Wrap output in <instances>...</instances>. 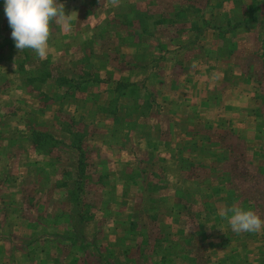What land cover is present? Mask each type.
Returning <instances> with one entry per match:
<instances>
[{
	"label": "rangeland",
	"instance_id": "rangeland-1",
	"mask_svg": "<svg viewBox=\"0 0 264 264\" xmlns=\"http://www.w3.org/2000/svg\"><path fill=\"white\" fill-rule=\"evenodd\" d=\"M136 1L145 0H76L83 6L75 13L74 0H60L63 5L67 4L66 13L70 19L75 16L80 19L81 16L83 21L78 24L79 28L71 27L70 23L50 25L51 31L56 27L58 29L64 26L68 31L75 30L79 36L75 35L74 39L72 36L73 46L69 45L67 56L54 58L50 61L48 69L35 63L33 66L32 63L28 65V60L32 59L28 49L15 48L10 52V58L17 59L22 67L24 64L27 65L25 66L27 72L25 74L20 71L14 72L12 74L14 77L10 78L9 83L14 81L17 83L16 79L21 77L30 86L37 87V91L32 94L33 98L30 97L31 102L22 99L17 101L13 92H5L4 97L0 96V218L2 219L0 221H3L4 228L13 231L18 241L29 243L22 249L23 252L14 249L11 256H29L35 257L36 260L49 258L52 262L56 260L55 264H82V261L85 264H107L106 259L110 260L111 256H114L125 258L124 264H126L127 258L129 260L137 258L136 252L139 253L140 249L142 255L152 257L153 250H161L152 245L155 241L153 234H147V240L141 246L140 229L174 227L175 224L183 228L210 224L211 227L219 229L220 225L224 227L229 224L227 219L219 214L209 219H193L191 207L194 206L196 210L201 207L200 203L196 202L199 200L198 197L192 196L191 201L186 196L174 194L173 188L171 192L168 187L161 189V185V190L156 192L151 185L155 183L158 186L161 182L149 181L147 178H154L156 166L158 170L161 168V171L163 168L158 161L156 162L158 164L153 161L148 162L152 166L139 162L138 155H141L143 160L146 156L134 148L138 147L136 132L132 137L126 136L128 140H121L118 144L125 148L130 147L132 165L128 168V175L130 177L138 175L140 178L135 177L139 178L135 181L128 179L124 196H117L116 199L115 191L119 186H111L112 191L116 190L113 193L108 192L109 185L106 184L108 178L105 173L110 167L103 159H108L107 143L114 144L112 148H118L116 140L111 138L110 134L115 129L114 124H118L119 120L118 122L94 121L92 118L100 116H95L96 113L92 112L87 113L82 107L86 105L94 110L97 104L99 109L105 110L113 119L119 118L118 109L123 106L121 102L123 84L117 79L112 80L102 72V74L90 75L87 70L92 67L102 68L105 62L113 68L123 66V55L129 54L127 50H123V46L129 44L128 40L133 42L138 40L140 46L143 44L142 51L150 53L152 45L155 44L154 38L159 35L156 31L158 28L160 34L164 32V37L167 34L168 39L171 31L178 34L179 29L184 26H176L174 21H171V12L183 17L187 13L191 15L190 18L199 17L195 13L197 7L192 6L194 10L182 7L186 0H146L147 3L151 1L156 10L147 8L143 10V14L124 8ZM189 1L200 5L204 0ZM210 1L221 5L214 7L213 13L218 16L221 13L219 10L225 8L222 3L226 0ZM228 3L242 7L244 22L235 24L231 20L227 27L222 28V40L216 38L215 41L217 45L221 43L216 52L222 55L225 51L237 62L239 58L248 64L253 61L248 48L254 46L255 49L261 50L263 47L260 38L264 35V0H229ZM191 5L189 4V7ZM154 13L161 14V26L152 24L147 27L146 22L149 17L155 16ZM213 13L210 11L209 21H213ZM149 28L152 29L151 33ZM126 40L128 43H125ZM238 43L240 49L237 48ZM238 50L236 58L235 52ZM78 60L82 61V64ZM94 60L97 63H94ZM75 68H77L76 73ZM79 70L87 74L79 75L77 74L80 73ZM5 80L3 77L0 80L2 88L0 92L4 87L3 91H6L7 83H3ZM107 85L110 87L109 91L106 90ZM139 91L143 104H138V100H131L126 116L135 130L140 131L141 127L144 131L148 130L147 126L150 123H153L145 122L144 116L156 114L158 107L153 102H156L157 95L154 94V90ZM161 96L163 97V94ZM166 127L170 134L169 122ZM98 130L99 133H96ZM31 137L35 141V147ZM215 140L218 141L217 138ZM99 150H102L101 155L96 154ZM193 158L196 163L201 159L196 155H193ZM99 160L101 163L97 164ZM185 164L187 165L188 162ZM147 167L150 168L147 170ZM201 168L192 170L195 181L207 178L205 180L208 191L215 197L206 201L205 205L211 209V212H219L230 207V202L223 201V197L239 195L235 184L229 182L225 185L219 179L221 174L224 176V171L219 169V165ZM111 170L116 172L114 167ZM225 173L227 174L226 171ZM223 181L226 182L225 178ZM48 184H53L52 189H48ZM180 192L187 193L186 190ZM161 195H164L162 201L158 199L154 201ZM126 229H129V232H122ZM218 236L221 238L218 232L212 234L213 242H219ZM228 236L233 237V235ZM81 239L85 244L91 245L82 247ZM110 240L118 244L109 245L110 248L106 249ZM120 242L125 244L124 249L120 248ZM186 243L190 244V241L186 242L185 239L180 238L175 249L170 250L173 260L181 264L188 262L183 256L191 254L186 250ZM97 244L103 246L104 250L98 252L93 248L98 247ZM165 244L163 243L162 248ZM194 246L196 251L194 258L198 259L199 264L211 260L217 261L219 258V254L214 250L211 255H208L207 251L204 252L209 260L206 256L202 259L203 252L197 251V247L199 246L200 249L201 245L194 242ZM25 251L27 253H24ZM158 252L155 251V254ZM4 255L5 253L0 250V260ZM132 264L136 263L132 261Z\"/></svg>",
	"mask_w": 264,
	"mask_h": 264
},
{
	"label": "crops",
	"instance_id": "crops-1",
	"mask_svg": "<svg viewBox=\"0 0 264 264\" xmlns=\"http://www.w3.org/2000/svg\"><path fill=\"white\" fill-rule=\"evenodd\" d=\"M228 1L222 3L225 8H221L219 10L221 13L217 16L213 13V11L215 12L214 7L217 8L216 6L220 7L221 5L216 4V2L204 0L200 5H197L193 1V5H191L192 3L186 0L182 7L185 6V8L192 10L197 7L195 13L199 17L190 18L191 15L189 16L188 13L183 17L171 12V21H174L176 26H184V28L179 29L178 34L171 31L169 36L170 38L173 37L172 41L170 38L168 39L167 34L164 37L163 31L160 34V28H158L156 31L159 35L154 38L155 44L152 45L153 48L150 53L145 52V54L142 51L143 44L140 46L138 40L136 42L128 40L129 44L123 46V50H127L129 53L123 55V66L113 68L110 67L108 62H105L102 68L92 67L87 70L90 75H97L102 72L110 76L112 80L117 79L118 82L123 84L121 91L123 106L118 109L119 118L115 117L113 119L105 110L99 109L97 104V108L94 110L86 105L82 107L85 112L96 113L95 116H100L92 118L94 121L118 122L119 120L118 124H114L115 129L111 134L109 133L110 137L116 140L118 148H112L114 144L107 143L109 145L106 146L108 159H103L110 167L105 173L108 178L106 182L109 185L108 192L112 191L111 186H119L117 190L115 189L116 191H112V193L115 191L116 199L117 196H124L128 179L135 181L140 178L138 175L132 177L128 175V168L132 165L130 147L125 148L118 144L121 140H128L127 138L132 137L136 132L138 133V147L134 148L138 149L140 154L146 156V159L143 160V157L138 155L139 162L148 165V162L153 161L156 163L158 161L163 168L164 173H162L161 168L158 170V166H156L154 178H147L149 181L161 182L158 186L155 183L151 186L154 187L156 192L159 191L161 186V189L168 187L170 192L173 188L174 194L178 193L182 197L186 196L191 201L193 200L192 196L194 198L198 197L199 200L196 202L200 203L201 207L197 210L194 209V206L191 207V217L193 219H209L216 217L218 214L222 217L221 211L211 212V209L205 205L206 201L215 199L208 191L207 178H205L206 180L195 181L192 173L193 169L209 168L214 164L219 165V169L224 171V176L221 174L219 179L225 185L229 182L235 184L236 191H239V195L224 196L223 201L230 202V207L251 209L264 219V35L260 38L263 41L261 50L255 49L254 46L248 48L249 55L253 59L248 64H245L239 58L237 62L231 57V54L225 53V51L222 55H219L216 50H218L221 43L217 45L215 41L217 39L222 40V28L227 27L231 20L235 24L244 22L242 7L231 3L227 4ZM73 4L75 13L83 6V4L77 3L76 0ZM189 4L191 7H189ZM63 6L66 13L67 4ZM124 8L130 11L134 10L139 14H143V10L147 8L154 9L153 11L156 10L152 2L147 3L146 0L132 2ZM210 11L214 14L213 21H209ZM154 15L153 18H148L147 27L152 24L157 27L161 26V14L154 13ZM194 20L196 21L194 22ZM82 21L81 16L80 19L75 16L71 17L69 23L71 27L79 28L78 24ZM53 23L61 25L64 22L59 18H55L51 24ZM142 23L145 25L144 21ZM149 30L151 33L152 29L149 28ZM10 33L11 29L3 13L1 2L0 80L2 77L5 78L6 80L3 83H7V87L6 91H3L4 87L0 92V96L4 97L5 92H13L17 101L22 99L25 102H31L30 97L33 98L32 94L37 91V87L30 86L21 77L16 79L17 83L15 81L9 83L10 78L14 77L12 75L14 72L20 71L22 74L27 72L26 64L22 67L17 59L9 57L10 52L15 49ZM75 35L79 36L75 30L70 29L68 31V28L64 26L58 27V29L56 27L51 31L47 56L41 58L31 49H28L32 58L30 61L28 60V65L32 63L33 66L35 63L37 66L48 69L50 61L54 58L67 56L69 45L70 47L73 46L71 38L73 36L74 39ZM128 42L126 40L125 43ZM237 48L240 49V43L237 44ZM235 53L237 58L239 50ZM78 62L82 64V61L78 60ZM93 62L95 63L96 60ZM77 68H75V73ZM77 74L84 75L87 73L80 71ZM109 88V85H107L106 90L109 91ZM0 89H2L1 82ZM140 89L154 90V94L158 98H156V102H153L158 107L156 114L144 116L146 117L145 122H153L147 126L148 130L145 129L146 131H143L141 127L140 131L135 130L126 116L132 103L131 100H138V104H143L141 101L142 96L139 95ZM158 95L161 97L159 98ZM168 122L170 123V134H168V128L166 127ZM96 133H99V130ZM69 138L71 139L70 134ZM216 138L218 139L217 142ZM31 142L35 147V141L32 137ZM94 151L91 153L93 154ZM96 154L101 155L102 150L96 151ZM193 155L199 156L201 159L196 163ZM186 162H188L187 165ZM100 163L99 160L97 164ZM102 166L104 167V164ZM113 167L116 172L111 170ZM148 168L150 167L146 169L148 170ZM137 176L139 178H135ZM224 178L226 182L223 181ZM52 186L53 184L47 185L48 189H52ZM184 190L187 193L180 192ZM163 197L164 195L158 196L154 201H157V199L162 201L161 198ZM2 198L4 199V196ZM240 202L244 204L240 205ZM0 220L2 219L0 218ZM2 223L3 221H0V250L8 256L4 255L0 260V264H55L56 260L52 262L49 258L36 260L35 257L31 258L29 256H11L14 249L23 252L22 249L28 246L29 243L18 241L16 235L12 233L13 231L4 228ZM217 229L211 227L210 224L185 226V228L175 224L174 227L140 229L141 246L146 242L147 234H153L155 241L152 245H155L154 248H161L164 251L155 249L152 257L151 255H142L140 249L139 253L136 252L137 258H130V260L136 264H181L173 260L170 250L175 249L180 238H182L186 242L190 241V244L186 243V250L191 254L183 256L188 261L186 264H199L198 259L194 258L196 252L194 251V242L201 245L200 249L199 246L197 247V251L203 252L202 259H205L206 256V259L209 260L208 256L204 254L206 251L208 255H211L214 250L216 254H219L217 261L211 260L204 264H264V230L235 233L231 230L229 224L224 227L220 225L218 231ZM122 232H129V229ZM215 232L221 235V238L218 236L219 242H213L214 240H212V234ZM228 235H233V237L229 238ZM163 243H166L164 248H162ZM216 243H218L217 246ZM116 244L118 243H112L110 240L106 249L110 248L109 245L117 246ZM157 244H159L158 247ZM80 245L84 247L91 244H85L81 239ZM96 246L98 247L93 248L98 252L104 250L103 246L98 244ZM119 246L121 249L126 247L123 242H120ZM155 251L159 252L155 254ZM124 259L111 256L110 260L106 259V262L107 264H124ZM130 260L127 258L126 264H132ZM82 264H85V262L82 261Z\"/></svg>",
	"mask_w": 264,
	"mask_h": 264
},
{
	"label": "clouds",
	"instance_id": "clouds-1",
	"mask_svg": "<svg viewBox=\"0 0 264 264\" xmlns=\"http://www.w3.org/2000/svg\"><path fill=\"white\" fill-rule=\"evenodd\" d=\"M17 50L31 49L37 56H47L50 25L59 18L66 25L69 15L60 0H0ZM235 233L264 230V219L251 209L227 207L221 210ZM230 214V215H229Z\"/></svg>",
	"mask_w": 264,
	"mask_h": 264
},
{
	"label": "trees",
	"instance_id": "trees-1",
	"mask_svg": "<svg viewBox=\"0 0 264 264\" xmlns=\"http://www.w3.org/2000/svg\"><path fill=\"white\" fill-rule=\"evenodd\" d=\"M247 15V14H246ZM245 21H247V20H245Z\"/></svg>",
	"mask_w": 264,
	"mask_h": 264
}]
</instances>
